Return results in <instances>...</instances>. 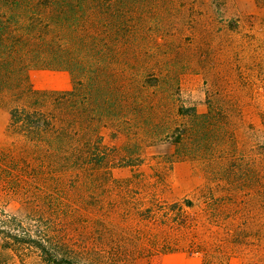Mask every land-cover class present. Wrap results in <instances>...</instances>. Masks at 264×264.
<instances>
[{
    "label": "rangeland",
    "instance_id": "374dc122",
    "mask_svg": "<svg viewBox=\"0 0 264 264\" xmlns=\"http://www.w3.org/2000/svg\"><path fill=\"white\" fill-rule=\"evenodd\" d=\"M77 15L0 90V226L84 264H264V2L90 0ZM29 89L74 92L67 139L8 129ZM8 240L0 264H21Z\"/></svg>",
    "mask_w": 264,
    "mask_h": 264
},
{
    "label": "trees",
    "instance_id": "16d2710c",
    "mask_svg": "<svg viewBox=\"0 0 264 264\" xmlns=\"http://www.w3.org/2000/svg\"><path fill=\"white\" fill-rule=\"evenodd\" d=\"M85 2L90 0H0L1 91L7 85V75L21 72L24 76L26 68L40 56L44 35L49 29L53 25L61 28L67 16L76 21L77 9ZM28 91L33 96L30 105L10 108L8 129L33 143H47V147L53 145L52 140L60 141L63 136L67 139L68 131L64 128L60 106L74 92ZM98 150L93 154L97 157L96 161L92 153L79 154L75 151L67 162L74 165L83 161L99 163L104 155ZM14 222L11 220L10 225L0 226V234L9 238L4 246L19 258L21 264H25L32 254L44 264H84L78 261V254L68 244L56 246L46 242L41 235L23 234L19 230L21 222Z\"/></svg>",
    "mask_w": 264,
    "mask_h": 264
},
{
    "label": "crops",
    "instance_id": "0c3cea01",
    "mask_svg": "<svg viewBox=\"0 0 264 264\" xmlns=\"http://www.w3.org/2000/svg\"><path fill=\"white\" fill-rule=\"evenodd\" d=\"M28 73H29L30 78H33L35 76V72L29 71ZM4 112H5L4 110H0V114L3 116L5 115ZM5 127H6V121L3 123H0V134L4 132Z\"/></svg>",
    "mask_w": 264,
    "mask_h": 264
}]
</instances>
